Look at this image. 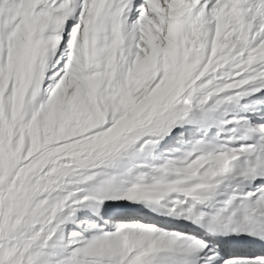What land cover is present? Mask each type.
<instances>
[{"label":"snow or ice","instance_id":"1","mask_svg":"<svg viewBox=\"0 0 264 264\" xmlns=\"http://www.w3.org/2000/svg\"><path fill=\"white\" fill-rule=\"evenodd\" d=\"M0 264H264V0H0Z\"/></svg>","mask_w":264,"mask_h":264}]
</instances>
